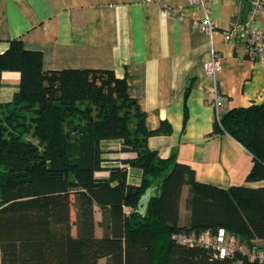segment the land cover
<instances>
[{
	"label": "trees",
	"instance_id": "obj_1",
	"mask_svg": "<svg viewBox=\"0 0 264 264\" xmlns=\"http://www.w3.org/2000/svg\"><path fill=\"white\" fill-rule=\"evenodd\" d=\"M6 71L21 79L13 102L0 104V264H264L173 238L226 230L256 249L264 240V186L201 183L192 167L150 149L149 138L169 126L147 127L125 79L112 70L45 71L43 54L21 39L0 54V93ZM214 133L252 154L247 182H264V103L222 115ZM107 140L136 156L98 178ZM128 166L142 169L140 185L128 181ZM186 186L189 216L181 225Z\"/></svg>",
	"mask_w": 264,
	"mask_h": 264
},
{
	"label": "crops",
	"instance_id": "obj_2",
	"mask_svg": "<svg viewBox=\"0 0 264 264\" xmlns=\"http://www.w3.org/2000/svg\"><path fill=\"white\" fill-rule=\"evenodd\" d=\"M210 6L212 36L194 28V17L204 14L189 0H0V54L21 39L27 50L43 54L45 71H114L127 81L147 127L169 126L167 133L149 138L150 149L189 165L201 183L262 187L264 182L246 180L252 154L229 134L214 133L222 115L264 103V63L250 57L240 37L225 36L234 20L250 19L251 0H211ZM257 25L264 32V9ZM213 53L222 67L210 76L205 65ZM2 78L0 104L6 106L19 92L21 74L6 71ZM218 94L224 100L220 111L214 104ZM101 149L105 161L98 178H109L111 167H125L124 160L136 156L115 140L104 141ZM127 173L131 184H141L142 169L128 166ZM189 191L184 187L181 225L189 216ZM96 220L103 237L99 207Z\"/></svg>",
	"mask_w": 264,
	"mask_h": 264
},
{
	"label": "built area",
	"instance_id": "obj_3",
	"mask_svg": "<svg viewBox=\"0 0 264 264\" xmlns=\"http://www.w3.org/2000/svg\"><path fill=\"white\" fill-rule=\"evenodd\" d=\"M192 4L200 6L204 17H194L193 26L196 29H200L208 35H213L216 30L215 22L212 20V9L210 6L211 0H189ZM240 1V0H231ZM264 9V0H251L250 19L248 21H241L239 19L234 20L230 30L225 32L227 40L240 37L241 41L247 46L248 53L251 58L264 63V32L260 30L257 25L258 19ZM183 19V17H181ZM222 67V61L218 54L213 53L212 58L205 65V71L210 76H215ZM224 100L218 94L215 99V107L220 111ZM175 240L184 244L201 245L206 248H210L216 251L217 257H229L233 256L237 252H242L249 255L252 260H260L264 262V250L257 251L256 249L246 250L239 238L226 231L221 230L218 234L213 235L210 231H207L199 238H195L192 235L186 233L176 234L173 236Z\"/></svg>",
	"mask_w": 264,
	"mask_h": 264
},
{
	"label": "rangeland",
	"instance_id": "obj_4",
	"mask_svg": "<svg viewBox=\"0 0 264 264\" xmlns=\"http://www.w3.org/2000/svg\"><path fill=\"white\" fill-rule=\"evenodd\" d=\"M256 245L258 246V247H256V250L257 251H262V250H264V243H256ZM245 246V245H244ZM250 250V248H248L247 246H246V250Z\"/></svg>",
	"mask_w": 264,
	"mask_h": 264
},
{
	"label": "water",
	"instance_id": "obj_5",
	"mask_svg": "<svg viewBox=\"0 0 264 264\" xmlns=\"http://www.w3.org/2000/svg\"><path fill=\"white\" fill-rule=\"evenodd\" d=\"M123 151H128V148H126V147H123Z\"/></svg>",
	"mask_w": 264,
	"mask_h": 264
}]
</instances>
